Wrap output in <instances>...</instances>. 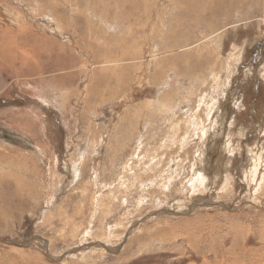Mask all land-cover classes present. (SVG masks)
<instances>
[{"label":"rangeland","instance_id":"rangeland-1","mask_svg":"<svg viewBox=\"0 0 264 264\" xmlns=\"http://www.w3.org/2000/svg\"><path fill=\"white\" fill-rule=\"evenodd\" d=\"M205 2L0 0V264H264V0Z\"/></svg>","mask_w":264,"mask_h":264},{"label":"bare ground","instance_id":"bare-ground-1","mask_svg":"<svg viewBox=\"0 0 264 264\" xmlns=\"http://www.w3.org/2000/svg\"><path fill=\"white\" fill-rule=\"evenodd\" d=\"M222 1V3H220V6H222V5H229V7L231 8V9H233V6L232 5H235V6H237L238 7V5H247V3H250V4H252V5H258V2H257V0H221ZM214 2H216V3H219L220 2V0H206V2L203 4V5H205V7H203V9L204 10H207V11H211V12H213V13H215V12H219V11H223V12H225V8H221L219 5H215V3ZM215 7H214V6ZM241 7H243V6H241ZM240 7V8H241ZM232 11L233 10H231L230 12H225V13H232ZM223 12H221V13H223ZM224 14V13H223ZM232 15V14H231ZM237 15V14H236ZM237 17V16H236ZM240 21V20H239ZM99 83V82H98Z\"/></svg>","mask_w":264,"mask_h":264}]
</instances>
